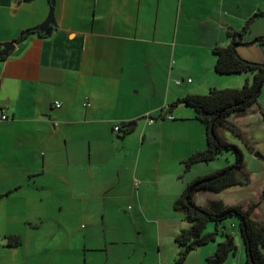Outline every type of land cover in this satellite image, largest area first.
Wrapping results in <instances>:
<instances>
[{
	"label": "crops",
	"instance_id": "0c3cea01",
	"mask_svg": "<svg viewBox=\"0 0 264 264\" xmlns=\"http://www.w3.org/2000/svg\"><path fill=\"white\" fill-rule=\"evenodd\" d=\"M238 7V0H56L54 6L50 0H0V43H15L6 58H0V264H22L16 254L24 246L23 232L32 229L45 239L63 235L70 239L77 230L72 224L80 217L91 223L98 213L108 215L110 199H133L144 216L161 179L167 182L159 187H164L161 196L173 206L181 193L179 170L185 174L198 165L186 172L183 160L206 147L205 125L195 119L192 108L180 103L169 113L177 99L205 93L200 87L193 91L176 87L166 79L175 72L185 80L186 67L173 61L174 51L190 45L196 23L212 31L209 36L206 32L211 52L215 45L228 44L230 32L240 30L238 22L246 19L245 4L240 6L242 15ZM50 10L54 23L40 31L43 36L31 33L16 42L23 30L40 29ZM248 11L256 12L252 4ZM222 14L230 18L223 19ZM223 29L227 33L222 39ZM258 36L251 32L240 46L256 43ZM239 53L264 63L262 54ZM210 62L212 74H203L199 65H192L193 72L216 80L215 59ZM234 75L244 80L215 87H237L251 78L247 73ZM147 81L150 89L144 86ZM249 110L231 121L241 129L243 124L263 125L264 104L258 100ZM134 120L133 132L121 137L113 131L115 125ZM251 142L256 148L263 145L264 154V141ZM133 177L139 181L137 188ZM118 186L122 194L112 196ZM261 203L253 217L264 222L257 217ZM50 208L69 211L65 221L52 219L58 221V230L51 234L41 230ZM84 228L86 238L90 230ZM179 231H173L174 243L168 242L167 251L160 250L152 264H174ZM7 235L20 236L22 243L7 245ZM214 243H209L211 249L204 248L207 244L192 251L185 264H204L215 252ZM140 254L135 249L120 262L143 264L146 260ZM235 256L224 264H241Z\"/></svg>",
	"mask_w": 264,
	"mask_h": 264
},
{
	"label": "rangeland",
	"instance_id": "374dc122",
	"mask_svg": "<svg viewBox=\"0 0 264 264\" xmlns=\"http://www.w3.org/2000/svg\"><path fill=\"white\" fill-rule=\"evenodd\" d=\"M241 4H245L243 9V17L246 19L243 22H238L237 26L240 25L242 27L244 25L243 23H245L250 18L252 19L249 24V31L244 34L243 38L248 40L251 32L263 36L264 14H259L252 17L254 12L249 14L248 10L250 9V4H252V6H254V10H260L264 13V0H238V11L242 15L240 8ZM222 17L223 19L227 18V20L230 18V16H226L225 14H222ZM206 32H208L209 36L210 32L212 31H206L196 23V27H194V30L191 31L190 45H181V47H176L173 61L176 62L177 60L179 63L184 64L186 67V75L184 76L185 80L181 82V84L176 83V81L182 80V77L177 75L178 73L176 74L174 72L172 77L166 76V79L168 80L169 78L174 86L179 88L185 87L190 89V91L200 87L202 89L201 91L206 93L209 90V86L215 87V85L220 86L226 85L227 83L231 85L233 82L238 84L237 81H240L241 83V81L244 80L242 77H240V75H220L217 73V77H215L217 78L216 80L213 79V75H205L203 78H200L198 74L193 72V66L199 65L204 70L203 74H206V72L209 71L212 74V62L210 61L211 59L214 60L215 56L212 55L213 53L211 52V49L207 47L210 42L209 37L206 36ZM226 33V30L223 29L221 35L222 39L226 36ZM197 37H201L203 40H200V38ZM237 50L238 53L241 51L247 56L261 57L262 54L264 57V45H260L258 42L245 46L239 45ZM168 55L170 57V54ZM242 58L247 59L243 56ZM168 60L170 61L171 57L168 58ZM190 66H192V68H189ZM173 67H175L174 64ZM188 78L191 79V82ZM149 82L150 81L144 83V86L147 89L151 88V85L148 84ZM240 86H242V84ZM140 89H142L141 85ZM259 100L264 104V86ZM191 110L193 111V109ZM249 111L250 110H247L241 115L245 116L249 113ZM236 116L237 115H233L231 120L236 118ZM241 127L247 133H250L251 138L248 139L249 146H251L253 150L256 148L257 143L254 144L251 142L252 139L258 142L264 141V124H243ZM219 135L230 143L237 145L241 149L244 157L243 171L248 174L250 181L247 185L232 187L218 194L199 192L197 193L196 200L199 204L204 206L212 200L222 201L224 205H238L241 207L243 204L248 202H254L258 205L260 194L264 189V161L260 158H257L254 155V151H259L263 154V145H260L259 148H256V150L253 151V154H251L248 146L228 129L220 128ZM127 142L129 143V141ZM234 161L235 155L233 153L224 152L209 163H198V165L192 169V172L183 174V169H181V171L179 170L178 175H182V178L179 179L177 175V186L182 193L187 183L196 177L207 175L217 169L227 167L234 163ZM136 182L137 183L135 185V179L133 177L132 183L135 185V188H137L139 185V181L136 180ZM165 184H167V182L162 179L157 184V192L154 195L155 200H152L151 206H149L150 208L145 206L148 212H146V214L142 212L145 214L144 216H140L138 213L139 204L137 201L135 202V200H130L129 198L124 201H121V198H113L110 199L111 202L108 200V215H105V217L104 214L98 213V217L96 216L95 220L91 223H89L88 220H84L82 217H80L81 220H79L76 224H72V227L76 226L77 230L70 239H66L65 235L56 239H45L41 236H38L37 234H32L36 232L32 229L29 232H23L22 239L24 240V246L16 254L19 262L22 264H129V261L124 263L120 261L126 256L132 255L136 249L137 251L140 250L141 252L139 258L144 261L146 260L143 262V264H152L153 258L156 260V256L158 253H160V250L161 253L164 254L168 249L169 243L170 245L174 243V238H172L173 231H179L180 224L186 225V222L183 220V216L174 211L172 204H168L166 202V196H161V194L164 193L163 189L166 187L164 186ZM160 185L164 187L160 189ZM153 187L155 188L154 185ZM156 189H154V192ZM122 192L123 188L118 186L113 192H111V195H119L122 194ZM132 193L135 195L134 188H132ZM208 194H213V196L210 197H214V199L209 198ZM99 210L102 209L99 208ZM258 210V219H264V203H261ZM62 213L57 212L56 208H50L49 212L45 214L47 217L45 218L46 223L41 225V230L47 233H53L54 231H57L58 221L54 222L52 219H60L61 221H65V219L69 217V211L68 213L67 211ZM227 222L229 228H231L230 225L232 223L235 225V240L236 243L239 244V249L237 250L235 256L236 260L240 258L242 261L241 264H246L245 246L238 231V220L236 218H232ZM84 227H86V230H90L86 238L83 236V232L85 231ZM217 243L218 241L214 244L216 245ZM160 245L161 249L159 247ZM204 248L211 249L213 248V245L209 244ZM20 259L22 261H20ZM166 262H169V260H166ZM191 264H198V262H192Z\"/></svg>",
	"mask_w": 264,
	"mask_h": 264
},
{
	"label": "trees",
	"instance_id": "16d2710c",
	"mask_svg": "<svg viewBox=\"0 0 264 264\" xmlns=\"http://www.w3.org/2000/svg\"><path fill=\"white\" fill-rule=\"evenodd\" d=\"M259 14L264 13L258 10L252 17ZM251 21V18L248 19L240 30L230 32L231 41L228 44L215 45L212 49L215 56L214 71L217 74L247 73L251 78L246 79L240 87H211L206 93L187 94L169 107L170 113L177 104H185L193 109L195 119L205 125L206 147L183 160L184 171L187 172L196 163L213 161L224 152L235 155V161L231 165L196 177L187 183L184 191L174 200V210L181 214L187 223L175 236L180 251L174 259V264H185L192 251L217 241L215 252L205 259V264H224L228 257L235 255L238 250L235 225L232 223L231 228L227 225V221L232 218L238 220V231L245 246L246 264H264V222H259L253 217L255 207L264 201V189L258 205L252 202L246 209L238 205H224L219 200H212L204 206L196 200L199 192L220 193L230 187L247 185L250 181L248 174L243 171L244 157L241 149L221 137L219 129L231 131L253 153L247 134L230 119L257 104L264 86V63L244 59L237 50L242 43V37L249 31ZM31 33L43 36L38 29L30 28L23 30L16 42L22 41ZM255 42L264 45V36L256 37ZM6 56L2 55L0 43V58L5 59ZM119 125V132L123 137L134 131L136 121ZM4 240L9 246L22 243V239L17 235H7Z\"/></svg>",
	"mask_w": 264,
	"mask_h": 264
},
{
	"label": "water",
	"instance_id": "95a60500",
	"mask_svg": "<svg viewBox=\"0 0 264 264\" xmlns=\"http://www.w3.org/2000/svg\"><path fill=\"white\" fill-rule=\"evenodd\" d=\"M50 2H51V5L54 6L56 3V0H50ZM49 23H54L53 10H50L48 17L46 18L45 22L42 24V26H40V29L38 28L39 31H42V30L47 31L49 29V27H48ZM1 46H2V55H7L14 48L15 43L12 41H7V42H3L1 44ZM254 155L257 158H260L261 160L264 161V155L262 153H260L259 151H254Z\"/></svg>",
	"mask_w": 264,
	"mask_h": 264
},
{
	"label": "built area",
	"instance_id": "2783aa9c",
	"mask_svg": "<svg viewBox=\"0 0 264 264\" xmlns=\"http://www.w3.org/2000/svg\"><path fill=\"white\" fill-rule=\"evenodd\" d=\"M181 82H182V81H179V80L176 81L177 84H181ZM85 105H89V103H88V102H85ZM55 106H57V107L60 106V103H59V102H55ZM167 117H168L169 119H173V116H172V115H168ZM2 118L4 119V118H6V116L3 115ZM152 122H153V120H151V119L148 120V123H152ZM119 130H120V125H119V124H118V125H115L114 128H113V131H114V132H119ZM136 183H137V182H136V180H135V185H136Z\"/></svg>",
	"mask_w": 264,
	"mask_h": 264
}]
</instances>
